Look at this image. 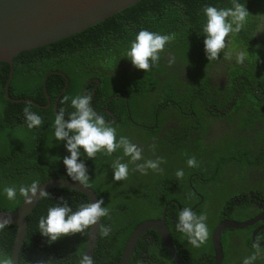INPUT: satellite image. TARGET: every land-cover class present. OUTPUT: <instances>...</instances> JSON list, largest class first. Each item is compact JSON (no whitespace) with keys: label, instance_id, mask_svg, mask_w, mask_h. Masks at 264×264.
<instances>
[{"label":"trees","instance_id":"trees-1","mask_svg":"<svg viewBox=\"0 0 264 264\" xmlns=\"http://www.w3.org/2000/svg\"><path fill=\"white\" fill-rule=\"evenodd\" d=\"M242 2L249 11L246 23L214 60H209L204 51L203 7L208 4L228 7L230 0H140L78 33L24 50L14 60L9 87L11 97L22 100L12 101L5 95L10 64L0 62V189L4 186L18 188L33 180L41 183L55 177L69 178L63 164V157L69 153L64 142L53 139L51 125L58 111L63 110L67 116L73 110L64 97L84 95V89L93 86H88L91 77L98 78L96 98L111 96L107 104L112 107V112L120 115L119 124H115V116L93 107L94 110L116 129L118 137L122 135L130 140L137 136L136 145L142 149L145 162L159 160V165L158 169L146 167L141 172L135 166L136 161L131 162L122 149L111 155L101 152L94 158L81 157L88 170V185L103 199L102 206L108 208V215L101 217L95 264H118L134 228L143 220L162 217L167 204V224L175 244L189 247L186 236L176 230L177 217H172L184 207H191L197 214L205 212V204L192 203L196 192L192 189L195 184L191 179L195 177L187 164L189 158H195L194 171L207 175L198 182L206 191V205L209 201L222 199L217 185L221 184V171L231 164L248 166L242 178L247 179L256 171L261 172L259 178H264V0ZM141 29L174 37L159 53L155 66L148 70L134 67L126 57L131 41ZM236 50L248 52L243 64L224 55V52ZM170 51L186 60H178L175 56L181 68L170 63ZM108 59L113 61V67L116 66L114 72L103 66ZM192 64L193 69L190 68ZM66 76L68 85L63 91ZM25 107L42 117L41 126L27 127ZM225 119L229 120L228 128L216 127V121ZM147 139L159 154L144 149ZM117 159L128 163L129 167L127 178L120 181L113 179L112 165ZM180 169L184 175L177 179L175 173ZM174 178L180 187L170 189L172 186L167 181ZM263 183L258 179L257 183L245 184L243 190L236 189L235 194L256 193ZM48 193L49 198H41L28 216L29 231L19 255L20 261L35 264L40 258L51 264H78L80 255L85 254L89 229L47 243L38 230V220L61 198L73 209L90 200L85 193L70 187H55ZM23 199L19 192L12 201L0 195V209L14 210ZM228 199H223L226 204L220 205V213L229 210ZM217 211L216 206L212 214L209 210L205 212L208 235L199 247L193 246L192 254L185 255L190 264L200 255H214L211 234L218 224L214 221ZM103 226H110L107 235L101 231ZM17 228L16 224L8 223L0 229V255L10 259L12 264ZM252 229L248 225L244 230L231 229V232H251ZM151 233L156 242L149 253L158 257L157 263L177 264L157 231L151 229L146 234ZM251 236L248 237L250 248L248 250L246 244L244 251L243 245H237L235 240L230 243V237H225L224 255L240 258L238 264L250 254L258 255V245L253 244ZM146 240L149 239L139 240L130 264H152L143 253ZM157 245L163 247L162 251L156 248ZM74 248L76 252L70 260L65 252Z\"/></svg>","mask_w":264,"mask_h":264},{"label":"clouds","instance_id":"clouds-1","mask_svg":"<svg viewBox=\"0 0 264 264\" xmlns=\"http://www.w3.org/2000/svg\"><path fill=\"white\" fill-rule=\"evenodd\" d=\"M204 23L202 32L204 34V51L208 59H216L224 50L233 36L244 27L249 11L242 0H230V6L217 7L212 4L203 7ZM226 37L228 38L226 40ZM172 34H160L157 32L141 29L131 41L126 52V57L130 59L132 65L138 69L148 70L155 66L159 59V53L164 50L165 45L173 39ZM226 58H234L237 64H243L248 56L245 50H236L233 53L224 52ZM103 66L114 72L113 61L108 59ZM65 101L70 102L73 109L66 113L63 110L55 114L52 122V136L56 141L64 142V147L69 153L63 157V164L67 176L83 188L89 183V175L86 164L81 158L86 155L88 158L96 157L97 153L111 155L113 152L122 149L125 156L131 162L141 160L142 149L131 142L126 136H117L116 129L109 126L104 117L94 110L90 98L87 95L65 96ZM24 119L29 129L42 125V117L31 111L29 107L23 109ZM67 117V119H66ZM189 167L196 165L195 158L187 160ZM159 160H148L145 163L137 164V170L143 172L145 168L158 169ZM113 179L124 180L129 174L128 163L120 162L117 159L113 165ZM177 179L183 177V170L175 173ZM17 192L24 197L26 205L31 206L38 198H49V193L41 186L38 180H33L29 184L16 186H4L0 189L9 201L15 200ZM103 199L80 204L73 207L63 198L59 202L53 203L46 210V215H42L38 220V230L46 239L47 243L57 241L59 238L75 233H83L92 226L99 227V219L108 215V208L102 206ZM207 216L204 213L197 214L191 207H184L177 214L176 230L184 234L188 242L199 247L205 242L208 235ZM8 224L5 220L0 223V229ZM110 226H103L101 231L107 235ZM256 255L246 257L243 264H253ZM0 264H12V261L0 255ZM51 264V262H43ZM78 264H93V258L87 254H81Z\"/></svg>","mask_w":264,"mask_h":264},{"label":"water","instance_id":"water-1","mask_svg":"<svg viewBox=\"0 0 264 264\" xmlns=\"http://www.w3.org/2000/svg\"><path fill=\"white\" fill-rule=\"evenodd\" d=\"M140 0H0V62L10 64L8 81L5 86V95L12 101L22 100L13 98L9 93V87L14 73V60L20 52L44 46L51 42L66 38L78 33L90 26L114 15L120 10L136 4ZM49 75V74H47ZM65 76V75H64ZM99 80H97L98 82ZM68 85V77L63 91ZM44 91L49 99L47 86L44 82ZM60 95L56 97V100ZM27 101H32L27 98ZM57 101L54 103L57 110ZM41 186L49 192L55 187L75 188L85 193L89 200L100 199L96 190L87 186L83 188L78 182L70 178L55 177L41 182ZM41 198L33 202L31 206L22 203L14 210L7 211L0 209V223L7 220L8 223L17 225V234L13 247V264H21L19 255L25 238L28 234V216L37 206ZM166 210L163 216L157 219H146L140 222L133 230L123 249L119 264H130L132 256L137 249L139 239L151 229L156 230L161 236L166 248L175 259L177 264H189L176 251L173 244V236L167 224ZM249 222L222 221L215 227L213 245L215 249V263L222 264L224 249L221 241L222 231L226 228H243ZM99 227L92 226L88 230L85 254L93 258L99 239Z\"/></svg>","mask_w":264,"mask_h":264},{"label":"flooded vegetation","instance_id":"flooded-vegetation-1","mask_svg":"<svg viewBox=\"0 0 264 264\" xmlns=\"http://www.w3.org/2000/svg\"><path fill=\"white\" fill-rule=\"evenodd\" d=\"M176 55H177V53H173V52L170 51L168 53V59H169L171 64L174 65L176 63V65H178L181 68L182 65L180 63H178L177 60L175 59ZM171 59H173V60H171ZM130 68H131V65H130ZM186 75H191V72H186ZM97 80H99V79L91 77V80L88 81V86H90L92 84H93V86L84 89V95H88V96L90 95V99H91L90 102H91L92 106L95 109L97 108L99 110H102L103 112L106 111L107 113L110 114V116H115L114 117V122H115V124H119L118 117H120V115H116L115 112H112L113 111L112 107H110L107 104L108 100L111 99V96H109L107 99L104 98L105 95H100L99 98H96V96L98 94V90H99V86L97 84L100 82V80L98 82H97ZM94 81L96 82V84H95ZM164 92L167 93V91H164ZM124 93H127V92H124ZM164 109L167 110L166 106L164 107ZM111 114H113V115H111ZM216 122H217L215 124L216 127H222V128H223V126H224V128H228L229 127V124H228L229 120L228 121L226 119L225 120H218ZM140 137H145V136H140ZM136 138H137V136H132L130 138V141L135 143V144H137L138 141H137ZM143 145H144V149H148L151 153L159 154L158 152L155 151V149L152 146V144L149 141V139H147V142L144 143ZM142 163H145V160H144L143 156H142L141 160L136 161L135 166L137 164H142ZM246 167H248V166H246V165L240 166V165H237V164H231L227 169L222 170L221 171L222 174H221L220 180H219V182L221 184L218 183L219 185H217L220 188L222 199H217L215 201H209L208 205H206V202L208 201V197L204 195L206 191L203 189V185H198V184L196 186L192 185V189H194L195 192H196L195 193L196 197H193L192 203L194 201V203L196 205L197 204L198 205L205 204V206H204L205 212L207 210H209V212L211 214L213 213L214 208L217 206L218 211L216 212V215L214 216V218H215L214 221L216 223L217 222L220 223L222 221H233V220H236V221H239V222L253 221L252 223L248 224V225L252 226V228H253L251 230V232H245V231L241 232V231H237V230L231 232V229L232 230L233 229H243L244 230V228L248 227V225L246 227H243V228H232V227H229V228H226L225 230H223L222 234H221L222 245L224 246V244H223L224 243V238L228 236V237H230V239L228 240L230 243H232L233 240H235L237 245H243V241H245V245L247 244V249L249 250L250 247H249V244H248V237H249V235L250 236L252 235L250 237V239L252 240L253 244H257L258 245V248H257L258 255L256 254L257 255L256 259L257 260L255 259L253 264H264V194H263L264 193V183H263L262 189L261 190H256V193H254L253 191H249L248 193H241V194H238V195L235 194L236 189H239V191L243 190V186L245 184L257 183L258 179L260 181L264 182V178H259L261 172H258V171L254 172V173H251L252 175L250 174L247 179L246 178H242V175L246 171ZM262 175H264V173ZM137 183H139V182H135L134 184H137ZM179 187L180 186H178V184H175V185H172V187L170 189L179 188ZM226 197H229L228 200L230 201L229 202L230 208L226 212L223 211V212L220 213L219 212L220 205L222 203L226 204V202L223 201V199L226 198ZM179 205L181 206V203H179ZM189 205H190V203L188 204V206ZM167 206H168V204L166 205L164 211L166 210L165 215H166V218L168 219ZM223 210H224V208H223ZM205 212H204V214H205ZM172 217H177V216L176 215H172ZM214 230H215V228L213 229L212 234H211V240H212V246H213V251H214L213 254L214 255L213 256L205 255V256H202V257L200 255V256H198L199 258H198L197 261H193L192 262L193 264H214L215 263V258L216 257H215V249H214V245H213ZM226 230H228V234L227 235L224 234L226 232ZM146 233H147V231L144 234H146ZM144 234L142 235V237L140 239H145L147 237L149 240H146V242H145V245L143 247V253L147 255V259L149 260V262H151L152 264H158L157 263V258L158 257H156V255L154 253H153V255H151V253H149V251L152 248V245L156 242V238L153 236L152 233L149 234V235L148 234L144 235ZM172 236H173V234H172ZM173 244H174V247H175L176 251L179 253V255L186 262H188V260H187V258L185 256L187 254L186 247L184 248V245H181V244H175L174 238H173ZM163 245L165 246L164 242H163ZM180 247H181L182 250H180ZM156 248H158L161 251L163 249V247L159 246V245H157ZM61 251L65 252L63 249H61ZM75 252H76V248H74L73 250H68L65 253L68 256V258L70 260H72V254L75 253ZM154 255H155V258H152V256H154ZM56 256H60L61 257V255H58V254H56ZM250 256H252V255L250 254ZM142 257H143V255H142ZM94 259H95V252H94ZM120 260H121V257L117 261L118 264H119ZM19 261H20V257H19ZM43 262H44L43 259L38 258V259H36L35 264H43ZM223 262H224V258H223ZM223 262H222V264H223ZM20 263H21V261H20ZM94 263H95V260H94Z\"/></svg>","mask_w":264,"mask_h":264},{"label":"rangeland","instance_id":"rangeland-1","mask_svg":"<svg viewBox=\"0 0 264 264\" xmlns=\"http://www.w3.org/2000/svg\"><path fill=\"white\" fill-rule=\"evenodd\" d=\"M176 57H177V59L178 60H183L182 58H181V55H179L178 53H177V55H176ZM183 61H185L186 62V60H183ZM189 63V62H188ZM190 68L191 69H193L194 68V66H193V64L190 66ZM191 170H193V172H194V177L195 178H192L191 180L193 181V183L195 184V186L198 184V182H201V180L204 178L205 179V177H207V175H205V176H202L201 174H199V173H197L196 171H194V169H193V167H191ZM176 180L177 179H170V180H168L167 182V184H169V185H175V184H177V182H176ZM182 241H185L184 239H182ZM244 245H245V241H243V251L245 250V247H244ZM194 247L192 246V245H190L189 244V247L187 246L186 247V251H187V253H190V254H192L193 252H194V249H193ZM191 259H193L194 257H190ZM239 259L240 258H235V259H231V256L228 254V255H224V262H223V264H238V261H239ZM241 264H243V263H241Z\"/></svg>","mask_w":264,"mask_h":264}]
</instances>
